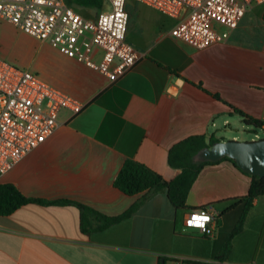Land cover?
<instances>
[{"label": "crops", "instance_id": "crops-1", "mask_svg": "<svg viewBox=\"0 0 264 264\" xmlns=\"http://www.w3.org/2000/svg\"><path fill=\"white\" fill-rule=\"evenodd\" d=\"M64 1L86 19L101 12ZM126 9V39L139 60L116 82L0 20V57L85 106L78 115L63 111L45 143L0 177L29 199L70 202L29 203L0 215V264H264V197L226 259L218 242L223 218L214 238L185 224L193 210L214 205L222 215L248 195L252 178L231 161L203 167L186 209H176L165 191L131 196L115 185L128 160L174 180L181 170L169 164L170 150L190 137L240 141L235 127L246 124L238 111L264 121V4L246 13L226 43L202 50L172 37L179 20L134 0ZM138 203L130 218L83 231L78 204L118 217Z\"/></svg>", "mask_w": 264, "mask_h": 264}, {"label": "built area", "instance_id": "built-area-1", "mask_svg": "<svg viewBox=\"0 0 264 264\" xmlns=\"http://www.w3.org/2000/svg\"><path fill=\"white\" fill-rule=\"evenodd\" d=\"M127 1L105 0L108 8L90 20L64 0H0V20L116 82L139 60L126 39ZM134 1L179 20L172 37L198 50L226 43L246 13L256 4H264V0ZM100 51L102 58L97 61ZM84 107L35 73L0 57V177L45 143L60 126L63 111L78 115ZM220 216L214 205H208L191 211L185 224L214 238Z\"/></svg>", "mask_w": 264, "mask_h": 264}, {"label": "trees", "instance_id": "trees-1", "mask_svg": "<svg viewBox=\"0 0 264 264\" xmlns=\"http://www.w3.org/2000/svg\"><path fill=\"white\" fill-rule=\"evenodd\" d=\"M77 4L85 7L98 8L104 10L105 0H74ZM244 122L248 126L257 128L264 127V121L255 119L242 111H238ZM220 141L214 135L212 136H193L176 144L169 153V164L175 169L181 170V173L172 181H166L157 172L148 168L144 164L128 160L119 173L115 185L121 191L128 195H137L145 191L167 192L171 204L176 209H186L189 193L195 184L201 170L205 165L213 163H197L194 161L195 155L203 148L211 146ZM223 160L235 161L229 158ZM221 160V161H223ZM237 166V165H236ZM238 167V166H237ZM239 168V167H238ZM240 169V168H239ZM252 183L247 196L237 200L236 204L227 212L220 216L225 225L220 233L219 244L224 246V255L226 259L230 253L233 239L244 229L245 220L253 208L254 201L264 197V178L251 176ZM29 203L40 204H67V201L46 202L41 200L29 199L25 197L15 186L11 184H0V215L8 216L14 213L20 207ZM141 204L133 206L128 212L118 217H106L96 211L87 208L81 204L78 207L82 215V228L86 234L93 231H101L115 225L123 220L130 218ZM92 217L98 221L97 226L90 224ZM168 262L169 259L165 258Z\"/></svg>", "mask_w": 264, "mask_h": 264}, {"label": "water", "instance_id": "water-1", "mask_svg": "<svg viewBox=\"0 0 264 264\" xmlns=\"http://www.w3.org/2000/svg\"><path fill=\"white\" fill-rule=\"evenodd\" d=\"M224 158L235 161L236 165L251 176L264 178V139L255 141H218L201 149L194 157L197 163H217ZM161 264H167L161 259Z\"/></svg>", "mask_w": 264, "mask_h": 264}, {"label": "rangeland", "instance_id": "rangeland-1", "mask_svg": "<svg viewBox=\"0 0 264 264\" xmlns=\"http://www.w3.org/2000/svg\"><path fill=\"white\" fill-rule=\"evenodd\" d=\"M237 121H241L239 118ZM237 128L236 130L238 131H234V135L238 136V140L240 141H252V140H260V139H264V130L261 128H255L253 126H249L247 127L246 125H244V123L241 121V123L239 122L238 125H236ZM229 133V132H228ZM228 138L233 137V135H226ZM230 141V140H229Z\"/></svg>", "mask_w": 264, "mask_h": 264}]
</instances>
